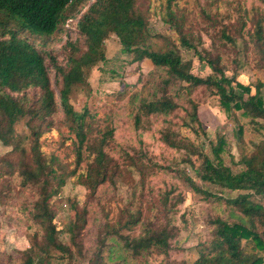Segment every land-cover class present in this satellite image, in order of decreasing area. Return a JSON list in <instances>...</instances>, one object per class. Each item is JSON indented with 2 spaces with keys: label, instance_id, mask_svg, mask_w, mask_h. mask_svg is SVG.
<instances>
[{
  "label": "trees",
  "instance_id": "obj_1",
  "mask_svg": "<svg viewBox=\"0 0 264 264\" xmlns=\"http://www.w3.org/2000/svg\"><path fill=\"white\" fill-rule=\"evenodd\" d=\"M88 2L0 0V141L11 147L1 158L0 175L17 173L21 184L32 188L34 198L29 215L38 225L30 236V245L18 255L9 254L0 264H55L58 256L68 264L76 259L86 264H109L105 252L112 238L120 239L132 257L163 254L165 264H264V203L257 200L258 196L264 197V138L253 141L251 150L236 160L231 141L225 135L218 132L215 138L209 139L208 146L200 145L174 128L170 119L183 107L182 125L197 135H207L198 113L199 101L192 97L195 88L204 87L219 98L226 111L234 115L239 110L250 123L264 128V83H243L236 79L235 73L229 76L220 55L200 50L170 9L165 22L180 33L185 49H195L202 68L211 69L209 74L195 73L192 60L184 59L177 45L166 49L157 47L153 40L163 35L152 29L139 0H94L84 10ZM77 17L80 38L67 40V62L63 64L43 45L68 20ZM251 23L248 34L258 53V64L264 68V10H257ZM111 35H116L121 50L131 55L129 63L139 66L148 60L160 70L157 77L144 82L137 94L141 95L134 122L136 128L153 117H163L169 123L159 134L162 142L182 153L173 163L158 164L146 152L140 156L127 150L121 152V162L112 152L115 127L96 131L95 115L90 109L85 106L77 110L72 103L74 90L88 85L91 69L99 63L105 66L109 63L105 41ZM223 35L233 41L225 30ZM47 58H51V63ZM51 65L60 78L58 96L52 86ZM60 112L62 122L76 137L73 168L57 155L48 156L41 145V137L56 125L55 115ZM23 120L27 131L18 133L16 125ZM238 126V139L242 140L244 126ZM86 157L89 161L80 170ZM147 158L151 163L146 162ZM131 167L140 175L141 201L135 209H132L133 202L131 207H122L115 219L106 215L98 227L94 251L88 255L83 240L90 215L87 205L81 206L76 199H69L75 216L59 228L53 200L61 196L70 177H76L77 183L86 189L88 199L93 200L102 185L115 184L118 178L131 173ZM159 169L171 172L184 187L204 199L224 201L238 213L234 220L221 215L209 217L208 222L213 226L210 237L199 242L198 257L191 263L168 257L172 239L179 234L174 216L185 201L178 186L167 189L153 213L144 215V180ZM11 190V181L4 177L0 183V203L9 198ZM140 223L143 229L138 236L123 232ZM65 232L68 242L60 236Z\"/></svg>",
  "mask_w": 264,
  "mask_h": 264
},
{
  "label": "rangeland",
  "instance_id": "obj_2",
  "mask_svg": "<svg viewBox=\"0 0 264 264\" xmlns=\"http://www.w3.org/2000/svg\"><path fill=\"white\" fill-rule=\"evenodd\" d=\"M94 0H89L84 10ZM152 29L162 33L163 37H155L157 47L168 48L175 44L181 49L184 59L192 60L195 73L207 75L211 69L202 68V62L195 53V49H185L182 46L180 33L172 29L165 22V15L170 9L177 18L183 22L184 31L188 38L197 45L200 50H207L214 55H220L226 66L229 76L236 74V79L243 83H264V68L258 64V53L254 43L250 40L248 30L251 27V18L256 16L257 10H264V0H139ZM83 10V11H84ZM79 17V16H78ZM68 20L63 27L53 36L52 40L43 47L60 63L66 64L65 44L68 39L77 40L80 35L77 31V20ZM244 22L246 23L244 25ZM233 38V41L224 37L223 31ZM33 37H30L32 40ZM39 43V40H37ZM106 55L109 63H99L93 67L88 77V85L77 87L72 94V103L77 110L87 106L95 115L94 125L96 131L107 126L115 127L113 154L122 162L121 152L127 150L130 153L142 152L148 154L152 162L169 164L182 156L181 151L169 147L160 140L159 130L169 125L163 117L150 118L140 128L135 127L134 114L139 100L138 95L143 89L144 82L157 77L160 73L156 67L145 60L139 66L129 63L130 54L121 50V44L116 35H111L105 41ZM51 63V58H47ZM105 66V69H104ZM51 80L56 95L59 94L60 78L51 65ZM264 89V87H263ZM192 97L199 101L198 113L202 127L207 135L195 134L190 128L182 125L185 116V108H180L170 117L174 128L181 130L182 134L194 140L197 144L208 146L209 139L215 138L219 132L231 141V152L235 159L239 160L242 154L251 150L253 141L264 138V128L250 123L249 118L241 111H234V115L226 111L216 95L210 94L204 87H197L192 92ZM183 105H187L183 101ZM56 117V125L46 131L41 137L43 151L48 155H57L68 163L71 168L76 163L75 134L70 131L68 125L62 122L63 113ZM238 124L244 126L242 140L238 139ZM18 133L27 131L25 120L16 125ZM142 148V151L140 150ZM11 150V147L0 141V166L1 158ZM229 158V155H227ZM148 158L147 163H151ZM89 158L86 157L80 170H84ZM189 171V169H187ZM4 177L9 178L12 190L9 198L0 203V262H5L9 254L18 255L30 245V236L38 229V225L30 219L29 210L34 198V191L30 187L21 184V179L14 174L0 175V183ZM144 192L146 198L143 201L144 215L153 213L156 203L161 195L173 185L185 195V201L178 207L174 216V223L179 227V234L172 239V248L169 256L175 260L193 262L198 257L197 245L202 240L210 237L208 220L213 215H221L228 220L238 218L234 211L224 201H212L202 195L188 190L180 180L166 169H159L149 174L145 180ZM143 186L140 183V175L135 167H131V173L117 179L115 184L102 185L96 198L89 200L86 189L77 183L76 177L68 178L62 188L61 196L53 200L56 209L55 221L62 228L75 216L74 209L70 206L69 199H76L81 206L87 205L90 215L88 225L84 232L86 253L92 255L97 230L106 215L115 219L121 208L134 203L135 209L141 199ZM232 194H236L233 192ZM257 200L264 203V197L258 196ZM141 223L131 229L123 230L131 236H138L142 232ZM61 238L69 241L68 234L61 233ZM111 246L105 252L106 261L109 264H165L166 256L152 253L142 257H132L124 248L120 239L112 238ZM55 259V264H68L60 256ZM71 264H86L76 259Z\"/></svg>",
  "mask_w": 264,
  "mask_h": 264
}]
</instances>
